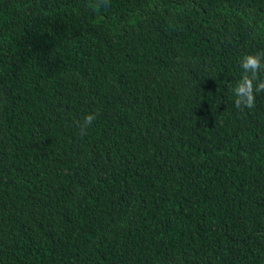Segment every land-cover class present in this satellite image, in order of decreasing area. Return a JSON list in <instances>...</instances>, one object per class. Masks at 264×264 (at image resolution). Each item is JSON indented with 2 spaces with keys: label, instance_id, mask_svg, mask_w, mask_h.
Segmentation results:
<instances>
[{
  "label": "trees",
  "instance_id": "1",
  "mask_svg": "<svg viewBox=\"0 0 264 264\" xmlns=\"http://www.w3.org/2000/svg\"><path fill=\"white\" fill-rule=\"evenodd\" d=\"M256 53L264 0H0V264H264Z\"/></svg>",
  "mask_w": 264,
  "mask_h": 264
},
{
  "label": "clouds",
  "instance_id": "2",
  "mask_svg": "<svg viewBox=\"0 0 264 264\" xmlns=\"http://www.w3.org/2000/svg\"><path fill=\"white\" fill-rule=\"evenodd\" d=\"M240 66L243 69L242 77L233 90L235 106L238 109H251L255 106V95L264 91V79L259 77V73L264 70V55H245L240 59ZM93 119V115L86 116L81 130L86 129Z\"/></svg>",
  "mask_w": 264,
  "mask_h": 264
}]
</instances>
